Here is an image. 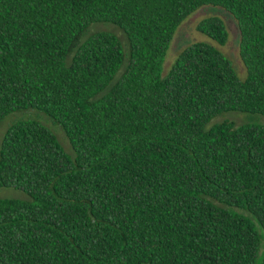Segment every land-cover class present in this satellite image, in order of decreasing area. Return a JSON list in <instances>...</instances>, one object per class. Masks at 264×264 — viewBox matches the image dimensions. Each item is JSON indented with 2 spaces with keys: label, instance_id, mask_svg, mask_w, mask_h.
<instances>
[{
  "label": "trees",
  "instance_id": "obj_1",
  "mask_svg": "<svg viewBox=\"0 0 264 264\" xmlns=\"http://www.w3.org/2000/svg\"><path fill=\"white\" fill-rule=\"evenodd\" d=\"M204 6L237 20L246 77L169 44ZM111 24L109 31L88 30ZM196 30L224 46L221 18ZM0 264H264V0H0Z\"/></svg>",
  "mask_w": 264,
  "mask_h": 264
},
{
  "label": "rangeland",
  "instance_id": "obj_2",
  "mask_svg": "<svg viewBox=\"0 0 264 264\" xmlns=\"http://www.w3.org/2000/svg\"><path fill=\"white\" fill-rule=\"evenodd\" d=\"M209 16H218L224 22L227 32L228 40L224 46H218L213 41L209 40L203 34L196 30V25L202 19ZM109 31L118 36L121 42L126 45V39L124 34L120 29L111 24H95L88 30L89 33L96 31ZM210 42L216 46L232 63L239 78L244 79L246 77V70L241 62L239 53V41L240 32L238 28L237 20L226 10L215 7V6H204L190 16H188L184 22L177 28L167 50L161 75L163 77L167 76L178 56V54L184 50L189 45L196 42ZM36 119L47 128H49L53 134L57 137L58 141L61 143L65 151L72 154V149L64 135V132L60 127L55 125L51 119L44 113L38 112L36 110L21 111L13 113L7 116L0 124V147L2 142V137L8 126L12 123L22 120V119ZM221 121H231L236 125L243 123H259L264 126V117L259 115H251L240 112H228L219 115L214 118L208 126ZM1 199H23L27 200L28 197L20 191L10 189V188H0V200Z\"/></svg>",
  "mask_w": 264,
  "mask_h": 264
}]
</instances>
